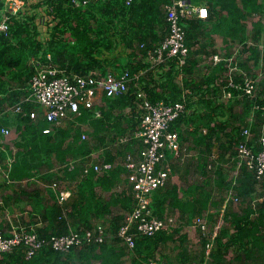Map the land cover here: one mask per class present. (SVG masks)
Listing matches in <instances>:
<instances>
[{"label": "trees", "instance_id": "trees-1", "mask_svg": "<svg viewBox=\"0 0 264 264\" xmlns=\"http://www.w3.org/2000/svg\"><path fill=\"white\" fill-rule=\"evenodd\" d=\"M191 1L196 4H205L203 3L205 0ZM45 2L53 8L57 18V24L48 40L40 37L41 32L36 24L35 16L23 13L13 14L11 11L6 13L5 18L9 22L10 32L9 35L0 32V126L11 128L14 126L18 132V136L14 140L17 150L10 171L12 179L21 181L33 177L34 173H39L40 179L48 183L57 179L60 181V185L56 188L46 187L48 194L56 202L49 205L45 210L46 213L39 212L43 215L42 218L47 220V223L45 221L44 225L37 227V231L41 237L49 238L52 235L70 232L72 230L70 224L74 222L77 215L85 214L86 216L92 211L96 215L94 218H100L111 213V207L115 206L130 211L134 200L131 191L129 193H113L110 204L104 200L103 192L116 188L118 174L127 171L119 163L116 155L111 154L107 149V161L115 163V166L104 174H97L91 168L88 174L83 175V164L64 170V178H76L75 175H78L75 180L78 193L85 201L84 204L73 202L68 214L69 219L64 218L65 211L58 203V196L60 191L68 186V182L64 178L61 179L58 172L52 168L55 161L66 163L70 160L69 158L86 157L94 149L88 141L82 140L80 128H73L74 123H84L90 119L91 111L82 109L81 116L68 120V122L65 121L66 124L56 126L54 131L45 133L44 129L50 125L49 122L43 118L33 120L29 113L31 110L39 108L34 102L26 100L30 95V81L36 71L37 61H46L47 54L50 53L53 61L57 64L80 74L105 75L111 69L119 76L126 71L129 72V75H133L140 69L151 66L140 59L139 54L142 53L143 56L148 54L164 39L169 27L165 6L171 1L132 0L127 3V0H108L90 3L86 6H75L70 0H45ZM228 4L232 6L228 7ZM217 6H221L222 9L226 6L228 11L234 7V11L231 12L235 13L220 23L216 22L218 20L213 21L217 32L221 31L220 26L225 25L229 32L235 30L246 33V24L243 23V20L253 13H259L262 8L258 0H242V7L237 6L235 0H215L208 6L210 18L216 14ZM205 22L199 18H187L183 21L187 32V45L190 48L187 65L181 68L175 59L162 65L160 71L163 69V72L160 74V71L150 68L141 78V83L154 102L158 100L181 101L184 96V88L192 89L198 93V100L194 102L190 98L187 104L188 111L193 109V112L188 113L187 111L172 124V128H178V123H187L186 126L195 125V131L192 132L195 134V132H201V127H209L210 133L206 137L200 135V138L206 142L207 150H210L211 140L217 131L216 128H226L224 120H220L218 123L217 115L228 113L233 119L242 121L244 120L243 115L251 114L252 107L256 104L259 107L255 115L263 122L264 99L258 98L255 102L248 99H242L241 102L237 99L232 103L229 111H225L222 107L224 104L207 99L205 92L201 89L205 85L211 87L210 83L214 82L224 67L219 64L211 71V74L204 73L205 75L196 76L201 61L198 54L205 52ZM254 29V37L252 40L250 39L253 42L249 48L250 59H253L254 65L260 67V70L264 72V66L261 67L262 63L264 64V24L257 22L254 24ZM248 40H244L242 43L248 44ZM122 53L125 55L123 56ZM181 72L185 76L183 85L176 79ZM157 74L164 80H159L156 77ZM133 91L134 89L131 88L127 93L115 97H104L105 106L101 107V117L92 116L90 121L95 127L94 135H98L99 140H104V134L99 136L104 129H111L119 133L123 120L127 116L134 119V124L130 129H135L138 125L140 118L134 107L136 98ZM239 102L245 105L243 115L234 110V106ZM17 105L23 106L25 115L11 110ZM130 106L133 110L130 113L124 112ZM197 106L204 108V112L197 113L199 110ZM262 122H259V126ZM72 123L73 125H71ZM213 123H217L218 126L213 127ZM236 131L240 136L239 140L244 139L241 134L242 130L237 127ZM253 131L257 132V125ZM70 138L73 141H68ZM259 143L254 144L256 152L260 148ZM126 147L129 150L132 149L131 146ZM121 150L119 155L124 153V149ZM10 155H13L11 150L0 152V159L5 161ZM202 159H205V156ZM203 162L199 163V166L205 177L207 174L205 168L210 165V162L209 160ZM217 174L219 179L216 186L230 189L232 185L228 187L222 169H219ZM208 185L209 181H203L202 187L197 186L198 194L192 200L184 202L186 205L184 210L192 216L203 215L212 205L218 206L212 195V191L217 188L212 187L211 184ZM233 188L240 197L241 212L225 213L223 226L214 239L209 257L206 256L205 249L208 239L201 238L202 248L200 255H197L198 261L207 260L209 264H264V187L262 190L258 189L255 173L244 165ZM157 191L155 203L158 204L153 203V209L161 217L165 208L161 206L163 204L161 200L158 202L157 196L162 197L165 194L169 196V192L164 187L156 189L153 194ZM26 195L36 199L33 208L35 211H40L45 204L43 196L40 193L33 196ZM260 197H262L261 200ZM166 200L167 198L164 201ZM86 218L80 219L84 225L74 227L72 224L74 229L94 228L97 225H93L90 217L86 216ZM123 219L124 215L112 214L111 236L109 239L107 237L101 245H84L80 248H73L69 252L55 251L46 246L30 260L24 257L22 247H18L8 253H3L0 257V264H150L153 260L159 264H192V259H197L196 256H191L186 241L187 236L183 234L180 237L179 247L181 249L178 250V254L171 260L165 259L166 256L162 251L165 249V245L175 239L174 235L177 230L173 232L162 230L153 236H139L136 239L135 247L127 248L121 244L118 237V230ZM231 228L234 230L231 231ZM229 251H232L234 256L227 258ZM157 253H160L161 257L164 255V258L160 257L159 260Z\"/></svg>", "mask_w": 264, "mask_h": 264}, {"label": "built area", "instance_id": "built-area-1", "mask_svg": "<svg viewBox=\"0 0 264 264\" xmlns=\"http://www.w3.org/2000/svg\"><path fill=\"white\" fill-rule=\"evenodd\" d=\"M75 6H86L95 2H106L108 0H70ZM132 0H127L130 3ZM165 6V13L168 21V32L164 39L154 47L152 51L139 58L149 63L150 67L140 69L133 75L126 71L119 76L116 72L108 71L105 75L80 74L77 71H69L60 66L50 53L44 62L37 61L36 71L30 81V95L26 100L38 103L42 111L31 110L29 115L33 120L46 119L49 126L44 129L45 133L54 131V127L60 126L66 120L76 119L81 116L82 109L90 110L94 117H101V107L105 106L104 97H115L134 89V107L139 115L140 121L135 129L119 137L116 145H133L138 140L134 151H126L121 164L127 172H133V188L131 190L134 204L130 211H126L124 219L118 230V237L121 244L132 249L136 245L139 236H153L162 230L174 228L176 220L172 217L163 218L157 215L153 209V192L156 189L168 185L171 177V169L166 163L167 154L173 155L176 159L184 162L192 155V151L182 145L180 134L172 128V124L188 111L189 99L198 100V93L192 89L184 88V96L181 101L169 102L164 100L152 101L145 87L142 85L143 78L150 68H159L171 60H177L179 67L187 65L190 48L187 45V32L183 21L187 18L207 19L210 15L209 7L206 4H196L191 0H170ZM23 13L35 16L36 24L40 30V37L44 40L50 39L54 26L57 24L56 14L45 0H0V32L9 35L10 26L5 18L6 13ZM252 44L251 40L247 41ZM144 46V44H141ZM238 49L243 47L240 43ZM237 53L225 57L219 53L210 57L213 63L227 62V71L219 76L216 84L220 87V95L223 100L229 101L234 98L235 93L242 99H253L257 96L259 80L264 77L262 70L255 75L244 69L237 61ZM205 57V56H204ZM205 67V66H204ZM183 73L178 74L179 83L183 85ZM264 109V107H263ZM16 113L26 114L22 105L12 107ZM132 106L126 109L131 112ZM251 115V121L254 118ZM83 122H77L82 126ZM244 139L236 144L237 168L232 176V187L228 190L226 198L228 203L240 202V197L233 188L236 185L238 174L245 165L255 173L258 181V189L264 187V126L259 137L260 149L256 152L252 144V131L250 126H242ZM14 130L11 127L0 126V152L11 150L13 155L8 156L4 161L0 159V172L3 173L8 183H14L10 176L11 164L14 160L16 147L14 145ZM88 133H82V140H89ZM111 149L112 146L102 147ZM100 149L93 150L86 157L70 159L66 163H56L52 168L59 175H62L66 168L72 169L79 164L84 165L83 175L88 174L93 168L97 174H104L112 170L115 163L107 161ZM216 163V157L212 158ZM186 162V161H185ZM209 168H213L210 162ZM32 178H26V182ZM59 179L47 182L42 180L43 187L56 188L60 184ZM73 188L66 187L61 190L58 196V203L64 211L65 202L72 196ZM262 197H260V200ZM2 203V202H0ZM226 208V206H225ZM64 212V214H66ZM16 213L15 217H20ZM11 228L6 234L0 227V257L15 248L22 247L24 257L32 259L41 249L48 246L55 251L69 252L73 248H80L84 245H101L109 236L108 227L104 223H98L94 228L72 229L68 233L52 235L43 238L39 235L37 227L44 225L45 221L40 216L34 226L16 224L14 219L10 220ZM205 235L207 243L205 246L206 256L209 257L213 242L223 226L220 218L212 234L209 233L207 221L197 217L195 221ZM150 264H159L153 260ZM196 264H209L207 260Z\"/></svg>", "mask_w": 264, "mask_h": 264}, {"label": "crops", "instance_id": "crops-1", "mask_svg": "<svg viewBox=\"0 0 264 264\" xmlns=\"http://www.w3.org/2000/svg\"><path fill=\"white\" fill-rule=\"evenodd\" d=\"M212 1H215V0H205L204 3L209 6L212 3ZM258 1L262 5L261 11L259 13H253L246 20H243V23L246 24V33H243L240 31H235V30H232L231 32H229V29H227V27L225 25L220 26L221 31L217 32L215 30V26H214L215 22H213V21L218 20L216 22L220 23L225 18H230L231 16H233V14H235V13L231 12V11H234V7L230 11H228L227 8H225L226 6L223 9L221 8V6H217L216 7V9H217L216 14H214L212 16V18H210V16H209V18L205 19V21H206L205 22L206 23L205 24V52L204 53L201 52L198 54V57H201V60H203L202 55L205 56V67H204L203 72L205 74L206 73L211 74V71H213L215 68H217L219 64L223 65L224 70L218 74V76L215 78L214 82L210 83L211 87H209L208 85H205L201 90L203 92H205V96L207 97V99H212L219 104L220 103L224 104V106H222V107L225 109V111L230 110L232 103L235 100L238 99L239 101H241L242 98L239 97L237 95V93H235L234 98L230 99L229 101H225L222 99V97L219 93L220 87H219V85L216 84V80L219 76H221L224 72L227 71V62L222 61L220 63H213L210 60V57L214 54H217V53H219L225 57H230L235 52H238L237 53V61H239L240 65L244 69H246L251 74L256 76V74L260 70V67L255 66L253 63V59H250L251 58V51L249 50V48L251 47V45H253V43L252 44L243 43V47L241 49H238L237 45L242 43V41H244V40H247V39L252 40V38L254 37V32H255V29H254L255 23L262 22L264 24V0H258ZM235 3L237 4V6L242 7V0H235ZM229 6H232V5L228 4V7ZM122 55L124 56L125 53H122ZM123 58L125 59L126 57H123ZM245 64H246V66H245ZM263 66H264V64L262 63L261 67H263ZM153 69H156V71H160V67L159 68H153ZM110 71H112V70L110 69ZM113 72H115V71H113ZM162 72H163V69L159 72V74ZM156 77L159 78V80H161V81L164 80L163 77H161L158 74L156 75ZM183 79H185V76L183 77ZM178 83H179V81H178ZM195 91H197V90H195ZM258 98L264 99V77L259 80L257 96L253 99H248V98H245V99H248L252 102H255L258 100ZM241 102H239L238 105L234 106V110L236 112H239L242 114L244 112L243 109L245 108V105ZM200 107H198L199 110H197V113H203L204 112V108H202V107L200 108ZM258 107L259 106L255 104L252 107L251 114H249L248 116L242 114L244 117V120H242V121H241V119H238V120H236V119L232 120L231 118L223 119L226 122V124L224 125V126H226V128H224V129L223 128H216L217 131L214 133L213 139L211 140L212 145H211L210 150H207L206 142L200 138L201 137L200 135H203L206 137L210 133L209 127L203 126L200 128L201 132L200 133L195 132V134L192 133L195 131L194 130L195 125L189 124L188 126H186L187 123L184 122L185 124L178 123V126H177L178 128L174 127V129H176L180 134V140H181L182 145H184L188 149H190V151H192V155L185 160L186 162L185 161L181 162L180 160L176 159L170 153L167 154L166 163L169 166V168L171 169V177H170V181H169L168 185L165 187V189H166V191L169 192V196H167L165 194V196H162V197L157 196V199H158V202H160V200L163 202V204L161 206H163L165 208L161 217H163L165 219L172 217L176 220V222L174 224V228L171 230H168V232H173V231L177 230V233H176V235H174L175 239H173V241L171 240L170 243L167 244L168 247H167V245H165L166 246L165 250L167 248L170 249L174 243L180 244V237L182 234L186 235L187 238H189V239L186 238L187 239L186 241H191L192 239H194V238H192L194 232H198L200 235V238H202V237L207 238V235H205V233L199 227L195 226L196 225L195 221H196L197 215L192 216V214H190L189 212L184 210L186 207L184 202H186L188 200H192L193 197L198 194L197 186L202 187L203 181L208 182L209 180H211V182H214V184H211L212 187H217L216 182L219 179L217 172L219 171V169H222L224 177H225V173H228L231 171H233V173H234V171L237 168L236 144L240 141L239 140L240 136L236 131L237 127L240 130H242L243 129L242 126H250L251 131H252L253 145L255 143H259V136L262 132V127L264 126V121L263 122L260 121L257 118V116L255 115V112L258 109ZM192 110L193 109L189 110L188 113L189 112L191 113ZM38 111L41 112L42 109L40 108ZM124 112H126V111H124ZM253 113L255 116H254L253 120L251 121L250 119H251V115ZM92 116H93V114L91 112L90 119H87L86 122H84V124L82 125V133H83V131H84V133H89V132L94 133L95 132V127L90 122ZM95 118H98V117H95ZM218 121H219L218 123H220V120H218ZM259 122H262V123H260V126H259ZM133 124H134V119L131 116H129V117L127 116V118L126 119L124 118V120H123L122 129L119 131V133H117L116 131L111 130V129L105 130V131L103 130L101 135L104 134L105 139L103 140V142L97 141L95 144V148H99L100 151L104 150L103 155L105 156L106 160H107L106 151L108 148L101 149L102 147L112 146V148L109 150H110L111 154L113 153V155H116L118 161H120V162L122 160V156H124L123 154L125 153V151L129 150V149H127L126 146L132 147V149L129 151L135 150L136 147L134 144L133 145H126V146L115 144V141L117 139H119V137L123 136V134H126L130 130H132L130 128L133 126ZM256 125H257V129H259V130H257V131H259V135L255 136L253 129L255 128ZM83 126H86V130L88 132L85 131V129H83ZM212 126L217 127L218 124L213 123ZM12 129L14 130V133H15L13 136V139L15 140L18 136V132H17L16 127L13 126ZM75 129H77V127ZM74 131H73V133H74ZM241 134H242V131H241ZM68 141H73V140L70 138ZM137 142H138V140H137ZM123 147H124V153L119 155L118 153L120 151H122L121 149ZM259 147H260V143H259ZM203 156H205V159H202ZM213 157H216V160H217L216 163H214L215 161L212 159ZM69 159H74V158H69ZM205 160H209V162L213 163V168H209V166L207 168H205V171L207 172V174L204 177V175L201 171V168L199 166V163H204L203 161H205ZM54 165H55V163H54ZM79 165H82V164H79ZM219 166H221V167H219ZM230 167H233L234 169L230 170L229 169ZM217 168H219V169L217 170ZM127 175H128V173H126V171L122 172L121 174H118V179H117L118 181L116 183L117 184L116 188H114L113 190H108V191L103 192V198L108 204H110L107 200L108 195L113 197V195H112L113 193H115V194H119V193H123V192L129 193V191L132 190L133 182H132V185L130 187L127 186V188H121V186L124 183H125V185L127 183V178H128ZM64 176H65V173L60 175V178L62 179V178H64ZM77 176L78 175H75L76 178H72V177L71 178L70 177L64 178L68 182L67 187L70 186L73 188L72 196L64 204V207L66 209V212H65L66 214H64V218H66V219H69L68 214L71 211V204L73 202H76L79 204L85 203V201L81 198V196L78 193L79 192L78 186L76 184L77 182L75 181L77 179ZM40 177L41 176L39 175V173H34V176L31 177L32 179H30L26 182L22 181L23 180L22 179L21 181L14 180V183H8L7 180L5 179L3 173L0 172V202H2V203H0V227H1V229H3V231L6 234H8V231L11 228V222H10L11 219H14L16 224H21V225H25V226H33V225L35 226L36 223L38 222V219L40 218V216L43 217V215L39 212L46 213L45 210L48 209L49 205H53L56 202L55 199H53L48 194V190L41 185L42 180L40 179ZM175 177L177 179H175ZM225 179H226V177H225ZM79 180H80V178H79ZM228 181H227L228 182L227 185L229 187L230 185H232V182H231L232 177H231V180H228ZM183 190L186 192V194H185V192H183ZM228 190L229 189L227 187H225V188L218 187L215 191H212V195L216 201L218 198H220L221 201H224L223 206H227L226 198L228 196V194H227ZM36 193H40L45 200V204L42 206V209L40 211L39 210L35 211L33 208V204H35L36 199H34L33 197L30 198L29 196L26 195V194H30L33 196ZM157 193H158V191L153 194L152 204L155 203V195ZM165 198H167L166 201H164ZM175 198H177V199L179 198L180 200L176 199V201H175ZM157 204L158 203L156 202L155 205H157ZM235 204H240V202L235 203ZM218 205H219V203H218ZM229 208H230V205H229ZM217 209H218L217 206L212 205L209 210L216 211ZM240 209H241V207H240ZM240 209H238V210H236L235 208L230 209V210L228 209L226 211V213L230 214L232 212H235V213L241 212ZM111 210H112L111 213L114 215H118V214L123 215L127 211L120 206L111 207ZM16 213H20L21 214L20 217H15L14 215ZM111 213L106 214L105 216H102L100 218H96V217L94 218V216H96V215H94V213L91 211V213H88V215H86V216H88V218L89 217L91 218L90 220L93 221V225H96L98 223L106 224L108 227L109 236H111V232H110V228H111L110 223H111V219H112ZM203 215L207 216L210 219L214 218L213 215L211 216L210 212H205V213H203ZM86 216H85V214H82L81 216L77 215L76 218H74V222H72L74 227L84 225L80 219L81 218L84 219V218H86ZM93 218H94V220H93ZM44 221H46V223H47V220L44 219ZM72 224H70V226L72 227V229H74ZM213 230H214V228L211 230L209 227V233L210 234H212ZM233 230L234 229L231 228V231H233ZM109 236H108V239L110 238ZM191 254H192L191 256L194 257L195 254H197V252L191 251ZM127 256H129V255H127ZM160 257H161L160 253H157V258L159 260L162 258V257L161 258ZM198 260L192 259V264H196L197 262H199Z\"/></svg>", "mask_w": 264, "mask_h": 264}, {"label": "rangeland", "instance_id": "rangeland-1", "mask_svg": "<svg viewBox=\"0 0 264 264\" xmlns=\"http://www.w3.org/2000/svg\"><path fill=\"white\" fill-rule=\"evenodd\" d=\"M204 3V2H203ZM202 57H203V60H201L200 61V67L198 68V72L196 73V76L198 77V76H202V74L204 73L203 72V70H204V66H205V57L202 55ZM256 68V67H255ZM176 79H177V81H179V78H178V76L176 77ZM35 104H37L36 105V107H38L39 109H40V107L38 106L39 104L38 103H35ZM38 109V110H39ZM231 114H232V112H231ZM225 118H231L232 120H234L233 118H232V116L230 117L229 116V114L227 113V114H225V115H221V114H219V115H217V117H216V119H218V120H223V119H225ZM67 122H68V120H66ZM63 125L64 124H66L65 123V121L62 123ZM61 124V125H62ZM87 124V123H86ZM71 125H73V123L71 124ZM82 125V124H81ZM75 127H77V128H79L80 127V129H81V131H82V126H77V124L76 123H74V125H73V128L75 129ZM83 129H85V131H87L86 130V126H83ZM105 130V129H104ZM257 130H259V129H257ZM88 132V131H87ZM109 132V131H108ZM83 133H84V131H83ZM255 133V136L256 135H259V131H257V132H254ZM89 134V140H88V142H89V144H91L92 146H93V150H97V149H99V148H95V144H96V142L98 141V142H100L101 140H99V138H98V135H94V133H92V132H89L88 133ZM101 134H99V136H100ZM105 139V138H104ZM101 142H103V141H101ZM134 145H135V147H136V144H139V142H137L136 140H134ZM132 148V147H131ZM122 149H124V147L122 148ZM124 151V150H123ZM121 157V156H120ZM55 164L57 163V161H55L54 162ZM230 170H233L234 168L233 167H230L229 168ZM126 173H128V178H127V183H126V185H125V183L121 186V188H127V186L128 187H130L131 185H132V181H133V172H127L126 171ZM233 171H231V172H228V173H225V177H226V180L228 181V180H231V177L233 176ZM194 175V174H193ZM175 179H177L176 177H175ZM229 182V181H228ZM210 184H214V182H211V180H209V185ZM208 185V186H209ZM208 189H209V187H207ZM216 188H218V186L216 187ZM130 189V188H129ZM183 192H185L184 190H183ZM182 192V193H183ZM185 194H186V192H185ZM107 200H108V202L110 203V201H112V197L110 196V195H108L107 196ZM217 202L219 203V205L217 206V210L216 211H214V210H208L207 212H210L212 215H213V217L214 218H212V219H210V218H208L207 216H205V215H197V217H202V218H204L206 221H207V223H208V226L210 227V229L212 230L213 228H215V226L217 225V223H218V221H219V219L221 218L222 220H223V222H224V215H225V213H226V211L229 209H236V210H238V209H240V207H241V204H235V203H233L232 201H229L228 203H227V206H226V208H225V206H223V203H224V201H221L220 200V198H218L217 199ZM229 205H230V208H229ZM213 209V208H212ZM124 215V214H123ZM208 215V214H207ZM111 217H112V215H111ZM209 220H207L206 218ZM210 217V216H209ZM196 218V217H195ZM106 225V224H105ZM192 238H194V239H190L191 241H187V245H188V248L192 251V252H194V251H196L197 252V254H195V256L197 257V259L196 260H198V256L200 255V251H201V248H202V246H201V238H200V235H199V233L198 232H194L193 233V237ZM187 239H189V238H187ZM181 249V247H179V244H177V243H174L173 244V246L170 248V249H164L163 251H162V253L163 254H165V256H166V258L165 259H173L175 256H176V254L178 253V250H180ZM198 255V256H197ZM162 256V255H161ZM234 255H233V252L232 251H229L228 253H227V258H229V257H233ZM162 258H164V255H163V257Z\"/></svg>", "mask_w": 264, "mask_h": 264}]
</instances>
